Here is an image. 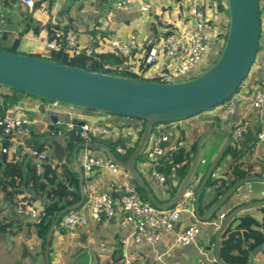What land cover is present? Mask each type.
<instances>
[{
    "label": "crops",
    "instance_id": "1",
    "mask_svg": "<svg viewBox=\"0 0 264 264\" xmlns=\"http://www.w3.org/2000/svg\"><path fill=\"white\" fill-rule=\"evenodd\" d=\"M34 1L38 2V5L27 8L18 0H0L1 44L10 47L16 42L22 50L38 52L39 47L43 45L42 40L56 45L63 32L73 31L77 37L76 50L78 52L86 50V53L92 59L100 60L101 53L111 52L102 48L109 40L115 39L126 42L130 35L135 34L137 49L130 56L124 58L125 61L122 66L130 65L132 70L140 71V68L145 66L147 53L154 45L159 44L169 33H180L192 26L182 0H122V4H116L106 10L101 9L106 0ZM216 3L219 4L217 7L218 13L215 16L216 25L224 31L226 30V15L220 10L227 7V1L217 0ZM142 6H146L147 10H141ZM211 6L213 10V5ZM34 28H37V30L35 31ZM216 54V48L208 49L203 55L198 68L187 73L190 75L189 78L200 74L204 68H207ZM104 63L110 66L116 64L110 58H106ZM176 63L174 61L172 65ZM155 70L158 71L160 68L156 67ZM249 74L246 81H244L248 93L246 97L237 102L234 111L228 117L223 116V106L220 104L183 120L160 123L161 132L169 137V141L164 143L167 150H169V154L172 151L171 149L176 146L183 147L188 151L195 142L196 147L200 135L211 127L231 128L233 130L239 117L245 110L251 109L249 94L261 84L262 74L259 71L253 69ZM184 79L187 78H180L178 81ZM8 91V88L0 86V94H5ZM10 113H24L29 117L32 137L27 140V144H41L43 146L42 150L47 152L48 157V148L51 149L53 158H48L46 163L52 162L51 164L54 165L59 178L62 172V164H64L70 171L75 172L79 179L77 170L78 165L80 166L83 183L80 185V180L78 182L79 196L76 194L75 188L70 186L71 197L78 196V198L75 204L68 208L79 205L82 196H84L80 206L72 210L88 212L87 200L92 193L109 192L114 196H119L123 178L126 176L123 171L128 173L125 178L136 187L137 184L129 176L130 173L122 167L121 172L116 174L98 169L86 173L79 162L82 143L78 144L70 155L65 154L60 160L55 158L54 154L57 148H65V132L69 130L67 123L73 122V120L77 121L76 124L83 121L118 127L123 129V138L138 137L145 125L142 120L55 102L49 104L31 96L23 97L18 103L9 108L6 115ZM249 113L253 116L254 111L251 110ZM52 116L57 118L56 122L53 121ZM123 138L120 136L103 139L91 138L88 145L90 147L91 144L101 143L109 147L108 144L112 143L115 148V141L119 140L118 143L124 142ZM60 139H63V141H60ZM224 140L223 136L214 133L202 142L199 163L190 183L186 187V189H191L194 195L187 198L186 204H193L195 192L207 170L208 164ZM232 141L237 143L236 149L228 147L230 149L227 153L225 151L224 158L221 157L213 169V175L208 178L215 181L214 184L206 186L208 179L204 184L198 200L199 214L206 212L224 194L217 195L222 181L227 184L232 179L229 166L232 162V156L230 155L233 150H235V154L242 153V157L238 159V162L246 161L248 163L251 167L250 176L264 177V142L257 141L256 126L252 124L248 132L240 139H235L232 133ZM5 143L6 139L0 130V148ZM90 150L95 156L108 158L107 153L100 148L90 147ZM116 155L119 160H121L119 157H124L117 153ZM3 157L6 161L0 165V183L4 182L1 181L6 163L12 160L10 153L4 154ZM141 159L140 156L135 160L134 167L151 196L161 204L171 200L184 177L181 178L177 172L178 175L175 179L168 178L166 183L158 184L150 176L147 166L141 164ZM27 161L32 163L25 150L22 149L12 162L21 164L24 167ZM165 161L167 160H161L159 168L163 166ZM168 162L171 163V161ZM179 166L177 165L176 169ZM165 173L168 174V172ZM8 190L14 191L11 188ZM143 193L144 196L140 195L141 198L149 202L144 190ZM29 195L36 196L31 204L27 200L21 201L23 196ZM41 195L33 194L29 185L26 184V178H22L13 196L0 191V207L3 201L7 204L6 207L0 208V224L12 222L9 231H0V264H125V260H130L131 264H219L215 261L216 240L219 257L225 264H247L249 250L247 244L242 240L241 229L237 228L240 218L246 216L253 218L256 222L253 230L264 236V209L262 208L264 205H259L239 211L240 218L232 217L216 239L222 221L235 208L241 204L264 199V182L254 180L250 183L239 184L217 207L216 213L205 221H198L194 216V211L181 209L180 219L174 230L163 232L162 238L153 243L134 242L132 240V228H122L117 218L104 219L96 223L88 217L87 225L81 228L76 236H71L62 227L60 217L58 220L55 219L50 227L52 233L48 245V254L46 255L45 243L43 246L42 240L37 236L35 224L24 217L30 206L38 212L44 209L48 201L44 194ZM241 195L242 198H240ZM21 205H24V207L22 208ZM221 214L224 215L222 220L219 218ZM193 223L201 225L202 228L194 242L189 245L174 247L173 240L176 234L185 226ZM227 227L231 230L225 233ZM253 240L254 237H251L250 242ZM22 243L27 245V251L31 256L24 257L22 255ZM253 264H264V249L253 258Z\"/></svg>",
    "mask_w": 264,
    "mask_h": 264
},
{
    "label": "water",
    "instance_id": "2",
    "mask_svg": "<svg viewBox=\"0 0 264 264\" xmlns=\"http://www.w3.org/2000/svg\"><path fill=\"white\" fill-rule=\"evenodd\" d=\"M120 1L106 0L101 9L106 10ZM226 1L228 28L222 50L213 64L192 78L170 82L136 79L130 76L102 73L61 64L47 58L0 50V86L13 88L62 105L144 119L145 125L140 139L126 162L119 160L104 144L94 143L90 147L104 150L111 161L127 170L134 182L145 191L149 202L159 209H170L176 205L197 168L202 142L214 133L220 134L225 140L208 164L195 192L193 204H186L183 208L194 211V216L198 221H205L216 213L217 207L239 184L250 183L254 180L264 182L263 176L252 175L241 178L231 185L206 212L199 214L198 200L206 180L213 175V169L223 157L226 149L229 146L234 149L237 147V143L232 141L231 128L214 126L200 135L186 175L171 200L164 204L158 203L151 196L136 171L134 162L140 156L149 133L156 123L183 120L220 105L232 96L242 81L247 78L259 49L261 33L259 0ZM52 119L54 122L57 121L55 116H52ZM73 122L77 121L73 120ZM83 123L80 121L78 125ZM77 172L80 185H82V170L79 165ZM242 197L241 195L240 198ZM83 199L84 196H82L81 203ZM80 204L62 210L56 220L65 212L79 207ZM259 205H264V199L241 204L235 208L222 221L216 239L232 217H239V211ZM51 233L50 228L45 241L46 255ZM21 246L22 255L24 257L31 256L27 251V245L22 243ZM263 249L264 242L253 247L249 251L247 264H253V258ZM215 252V260L219 264H225L219 257L217 240Z\"/></svg>",
    "mask_w": 264,
    "mask_h": 264
},
{
    "label": "built area",
    "instance_id": "3",
    "mask_svg": "<svg viewBox=\"0 0 264 264\" xmlns=\"http://www.w3.org/2000/svg\"><path fill=\"white\" fill-rule=\"evenodd\" d=\"M18 1L22 2L27 8H32L35 3L34 0ZM216 1L182 0L192 26L182 30L180 33L171 32L159 44L154 45L147 53L145 59V62L150 64V68L145 73L134 70L132 72L142 76L143 80L159 78L164 80L161 82H167L166 80L173 79L176 76L195 71L208 49L212 47L217 50L221 49L225 42L227 31H222L218 28L215 21V16L218 13L217 7L219 6ZM120 4H122V0L117 3V5ZM211 5H213V10ZM259 8L261 17L260 39L262 44L259 45L250 73L253 69L259 71L262 74V80L261 84L249 94L251 109L245 110L239 117L232 133L235 139H240L248 132L250 126L254 124L256 126L257 141L264 142V0H259ZM141 10L145 11L147 7L142 6ZM64 42L69 54L78 52L75 48L77 37L73 31L65 34ZM42 44L48 50L56 47L54 43L46 40H42ZM102 48L122 57H128L137 49L136 36L135 34L130 35L126 42L115 39L109 40ZM174 61L177 63L172 65ZM107 67L114 68L106 65L105 68ZM123 67L127 69L129 65H124ZM156 67H159L160 70H155ZM247 93L248 89L243 81L236 92L222 103L223 116L225 118L234 111L237 102L246 97ZM251 110L254 111L253 116L249 113ZM159 124L152 127L140 154L142 158L140 161L142 165L147 166L150 176L158 184H164L168 178L175 179L177 177V165H171L168 174L159 169L161 160L171 161L169 150L164 145L165 142L169 141V137L161 132V125ZM67 127L68 129L77 127L78 133L83 140L82 149L79 153V162L86 173H90L95 169L109 171L113 174L121 172V167L109 158L93 155L88 141L91 138L103 139L114 138L115 136L123 138V129L93 122H84L82 125H78L72 121L67 123ZM0 130L8 143V146L2 145L0 148V164L4 162V154L10 153L13 156L12 158L15 159L20 151L24 149L32 164H35L36 174L41 175L48 155L45 150L39 149L35 144H27V140L32 137L29 117L24 113H10L0 122ZM155 130L158 133L153 132ZM138 137L123 138L125 141L120 143H118L119 140L115 141V152L121 156H127L137 146ZM13 159L8 162H12ZM123 173L126 176L128 175L125 171ZM125 177L123 178L119 196H114L109 192L92 193L87 200L88 212L82 210L65 212L61 216V223L66 232L71 236H76L77 232L87 225L88 217L96 223L104 219L117 218L122 228H132V240L136 243H153L162 238L163 232L173 231L180 219V211L186 205L187 198L194 195L193 191L185 189L173 208L159 209L142 199L133 183L129 182ZM29 212L31 221L37 223L40 212L36 211L32 206L29 207ZM223 216V214L219 216L220 220H222ZM201 229V225L196 223L185 226L174 237L173 246L181 247L192 244ZM125 264H131V261L125 260Z\"/></svg>",
    "mask_w": 264,
    "mask_h": 264
},
{
    "label": "trees",
    "instance_id": "4",
    "mask_svg": "<svg viewBox=\"0 0 264 264\" xmlns=\"http://www.w3.org/2000/svg\"><path fill=\"white\" fill-rule=\"evenodd\" d=\"M36 5H38V2H35L34 6ZM220 11L223 12L228 18L227 8H224V9L221 8ZM227 28H228V24L226 25V29ZM34 29L35 31L37 30V28H34ZM65 33L66 31L63 32L61 36L58 38L56 47L49 49V52H48L49 56L42 57V58H47L49 60H53L61 64L76 66V67L84 68V69L91 70V71L130 76L136 79H144L142 76L129 70L128 68H130V65L127 69H125L122 66L125 61L124 60L125 57H122L114 52L101 53V55L99 56L100 60L92 59L89 56V54L86 53V50H83L80 52H73L72 54H69L66 50L67 47L64 42ZM17 47L18 45L15 42L12 46H10L9 48L5 50L17 53L15 51ZM0 50H4V49H0ZM220 52H221L220 50L219 52L217 51V54L214 60L208 65V67L216 61ZM28 55L41 57L35 54L34 55L28 54ZM106 58H110L112 61L116 63L115 66H111L114 68H109V67L105 68L106 64L104 63V60ZM144 65H145L144 67L142 66L140 68L141 73H145L150 68V64L144 63ZM207 68H204V70ZM147 80L164 81L159 78H153V79H147ZM8 90L9 91L7 93L0 94V100H1L0 102V122L4 119L6 115V111L12 106H14L16 103H18V101L21 100L23 97L25 96L35 97L32 95L20 92L18 90H15L13 88H8ZM35 98H38V97H35ZM38 99L47 101L41 98H38ZM118 116L127 117L123 115H118ZM128 118L140 119L145 124L144 119L136 118V117H128ZM159 123H165V122H159ZM159 123H156V124H159ZM142 131H140V135L138 137L139 139L142 134ZM65 136H66L65 148H57L55 150V154H54L55 158L59 160L62 159L65 156V154L70 155L72 151L74 150V148L78 144L82 143L83 141L78 133L77 127L67 130L65 132ZM108 145L111 148L112 152L117 157L114 151L113 144L109 143ZM4 146H8V143L6 142ZM36 146L39 149H43V146L41 144L36 145ZM195 148H196L195 142L192 145L191 149L188 151H186L183 147L176 146L174 149H171L172 151L170 152L171 163H169L168 161H165L163 166L160 167L159 169L162 171L168 172L171 165L175 164L179 166L181 164L177 168L176 171L179 173V176L183 178L185 174L187 173V170L190 166L192 156L195 152ZM229 149L230 148L226 150V153ZM131 153H129L127 156H124V157H119V156L118 157L123 162H126ZM231 156H232V162L229 167L231 170L230 176L232 179L230 180V182H227V184L225 181H222L221 186L219 190L217 191L218 196L223 194L226 191V189L235 181L251 175L250 174L251 167L248 165V163L246 161L238 162V159L242 157V153L235 154V150H233L231 152ZM3 160L4 162L6 161L4 157H3ZM51 163L52 162L44 164L41 175H38L36 174L35 164H32L31 162L27 161L24 167L18 163L7 162L5 165V172L3 175V179L1 181V182L3 181L4 182L0 183V191H3L7 195L13 196L15 189L20 183V181L22 180V178L24 179L26 178V184L29 185V188L32 190L33 194H38V195L44 194L48 202L45 204L44 209L40 212L38 222L34 223L36 227L37 236L42 240L43 246L46 241V237L49 232V229L51 225L53 224L54 220L56 219L57 215L62 210L75 204V201L79 196V188H78L79 179L77 177V174L73 171H70L66 166H64V164H62L63 165L62 172L59 178V175L57 174L54 165H52ZM214 182L215 181L208 179L206 182V186L213 185ZM70 186H73L75 188V192L78 195L77 197L75 198L71 197L70 195L71 192L69 190ZM9 188L13 189L14 191L13 192L9 191L8 190ZM136 189L138 190V193H140L141 196L142 195L144 196L143 190L139 186L136 185ZM33 198H36V196L35 195L23 196L21 198V201L23 202L27 200V202L31 204V201L34 200ZM21 207L23 208L24 205H21ZM262 208L264 209V207ZM11 225H12V222L1 223L0 231L1 232L9 231ZM254 225H256L255 220L249 216L240 218V222L237 225V228L241 229L242 240L243 242L247 244L249 251L256 245L264 241V236L261 235L259 232H256L255 230H253ZM230 230L231 229L227 227V229L225 230V233ZM251 237H254V240L252 242H250Z\"/></svg>",
    "mask_w": 264,
    "mask_h": 264
},
{
    "label": "rangeland",
    "instance_id": "5",
    "mask_svg": "<svg viewBox=\"0 0 264 264\" xmlns=\"http://www.w3.org/2000/svg\"><path fill=\"white\" fill-rule=\"evenodd\" d=\"M226 21H227V24H228V18L226 17ZM226 31H227V29H226ZM37 44V43H36ZM262 44V42H261V39H260V43H259V45H261ZM39 46V45H38ZM7 48H9V46H6V44H1L0 43V49H7ZM39 49L40 50H38V52H31V51H27V50H22V48H20V47H18V48H16V52L17 53H22V51H23V54H35V55H39V56H41V57H48L49 56V50H48V48H46L44 45H41L40 47H39ZM43 50V51H42ZM219 50L221 51L222 50V48L221 49H218L217 51L219 52ZM107 66H110V65H107ZM131 71H132V68L130 67L129 68ZM137 72V71H136ZM140 72V71H139ZM250 73V72H249ZM249 76H250V74H249ZM190 77V75H188V74H185L184 76H181L180 78H189ZM180 78H173V79H169V80H166V81H168V82H170V81H178ZM244 81H246V79L244 80ZM41 101H43V100H41ZM44 102H46V103H49V104H51L52 102L51 101H44ZM60 141H63V139H60ZM50 147H51V145H49ZM48 150H49V159L53 156V153H52V151H51V149H49L48 148ZM53 158V157H52ZM224 158V157H223ZM223 158H222V160H223ZM220 164H221V162H220ZM219 164V165H220ZM6 203H5V201H3L2 202V205H1V207L0 208H3V207H6ZM25 209V208H24ZM27 212V214L24 216L26 219H30L31 220V214H30V212L29 211H26ZM32 222V221H31ZM33 223V222H32ZM34 224V223H33Z\"/></svg>",
    "mask_w": 264,
    "mask_h": 264
}]
</instances>
